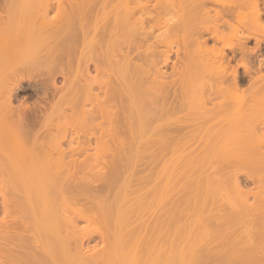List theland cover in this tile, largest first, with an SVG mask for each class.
Instances as JSON below:
<instances>
[{"label":"bare ground","instance_id":"6f19581e","mask_svg":"<svg viewBox=\"0 0 264 264\" xmlns=\"http://www.w3.org/2000/svg\"><path fill=\"white\" fill-rule=\"evenodd\" d=\"M23 1L24 2L17 3L16 6L14 4H11L10 10H9V6H8L7 11H5L6 10V8H5V10H3L5 12V14L7 13L6 17H3L5 19H2L3 15L0 16L1 17L0 22L4 23V25L0 27V135L3 136V137H0V143L1 142L4 143V144L1 143V146H0L2 148V150L0 148V151L1 152L3 151L2 152L3 154L0 152V154H2V155H0V158L3 159L4 158L3 156H5L7 154L5 152L6 151L8 152L7 148H8L9 143L6 144V142L10 141V144L13 145L15 151H18L17 153L18 154L20 153L19 155L24 157L25 160L27 161V162L24 161L21 163V166H22V164H24L21 167V170L24 169L23 170L24 173L21 172L22 175H24L26 173L25 167L27 166L26 168H28V167L30 168L31 167L30 164L34 161V162H36V165L39 166V167L37 166V168L39 170L37 168H36V170L33 168L36 171V173L38 172V174H39L38 175L35 173L36 176L38 175L37 178L38 179L41 178L40 180H38L36 178L38 183H40L41 180H42L41 183H45V184L47 183V186L49 184L51 186L52 183H54L53 185L55 186V184H56V186H55L56 189L59 187L63 188V186H60V185H62L63 183H66L70 180L69 183H71V181H73L72 183L73 184L75 183L74 184L75 186H78L76 183H79V185H80V183H82L81 185L85 184V185H83V187L81 186L82 191H81V189L77 188V190H80L81 193H84V191L86 189L89 190L88 184H90L92 182L91 179L93 178V176H95L96 178L97 177L102 178L101 180H103L104 183H107V184L114 183L115 181L117 182L119 177L121 179V177L123 175L121 174L122 176H120V173H119L120 168L118 169V164L116 162L117 160H119V158L117 157V159H116L115 155H114L115 158L112 155V157H110L111 160H108L111 162V163L110 162L107 163V165L109 163L111 164V165L109 164L110 168H109V166L106 165V167H108V168L107 169L104 168L105 170H103V169L101 170L99 168V170L95 171V170L91 169V166L94 165V163L99 161L100 151L102 150V148H103L104 152L106 153L105 149H106V147H108V145H107L108 140L104 139V140H106L105 144L107 146L106 145L103 146L101 148V150L99 149L100 150L99 152H96L95 154L90 156L89 164L91 166H90V169H87L88 174L87 175L84 174L85 176L82 174L81 177L78 176L79 179L75 180L74 175L77 172V165H78L77 158L76 157H70L68 160H66V158H65L66 152L64 149L61 148V141H62L63 137L62 136L58 137L57 135L59 132H61L64 129V125H67L66 123L69 122V120H71V119H72L71 125L74 126V125H77L84 120L92 119L94 116L93 114L96 113V112H94V110L98 111V112H104L105 111V113L110 114L115 109V108H113L114 106L113 107L110 106V105H113V104H110V103H112V101H109L110 103L108 101H106V99L108 100V96L110 97V95H112V97L113 96L119 97L118 95H121L120 97H123L122 93H125V91H126L125 94H128V96H129L128 97V96L124 95L123 98H125L124 100H126V102L130 101V102L134 103L136 100L138 101V102H136L137 106L134 105L133 103H130L131 105L132 104L133 105L129 107V104H128L129 102L127 103L128 104V106H127L128 111L126 109V112H124L125 115H127L126 113H129L128 115H131L132 114L131 112L137 113L138 112L137 110H139V112H138L139 115L143 111L145 112L149 106L147 108H145V110H142V107L144 106L143 104H145L144 102L146 100H148L150 97H152V96L149 97L147 95V93L149 95L153 93V94H155V96L157 98L162 96V94H163L162 90L163 89L161 90L162 92L160 93V90L156 91V88L159 89V87L162 86V84L164 83L163 79L161 80L160 77L158 79H156L160 83L163 82L161 85L158 84L159 83L158 81H156L154 83V84H156L158 82L157 85H159V87H156L157 85H151L153 87L152 88L150 85H148L146 83L148 81V78H149L146 76H149V74L153 73L154 70H153V72H151V73L149 72V74H146V73H148L147 72L148 67H146V65H143V63L141 64V62L138 64L137 63L132 64L131 63L132 59L128 58V54L121 57V59L118 60L117 62H116V60H112L113 59L112 56H115L117 54L115 51V48L117 47L116 45H118V47H119V44H120L119 42H118L119 44H117L114 41L112 42L113 38H111V40L109 39L112 36V35L109 36L112 33V30H113L114 35L117 33V32H114L115 29L113 27L115 25V22L118 23V28L121 29L120 31L122 33L127 32V31H132L133 29L135 30L137 27V30H139L141 32V33L137 32L138 35L144 34V35H141V37L145 36L144 38L146 39V37H148L150 35L151 29H152L150 27H149L150 29L145 28V25L147 24L145 19H147L148 17L145 18V15L139 14L134 18L133 17V14H134L133 11L135 9L134 8L132 9V7H130V6H126L125 5L126 2L124 3V1H125L124 0V1H122L124 3V5H123L124 7H122V8H124L123 11L120 12L118 10L120 12V15L118 13V15H117L118 17H117L116 21L113 20V23L111 22L113 25L112 24L109 25V23L107 22L108 21L107 16L109 15V12H106L105 10L111 9V6H108L109 7L108 8L106 5L107 0H105V1H103L102 6L104 5L103 7H105V5H106V9L103 7L101 9L102 10L105 9L104 11L106 12V14H104L105 12L100 9V11H102V12L99 11L101 14L97 11L96 12L97 14H95V16H97V18L93 19V20L97 19L99 21L102 18L103 21L102 20L101 21L103 22V24H101L102 22H100V21L97 24V21H91V19H90V22L84 21L86 23H81L80 19L84 18L85 15H90L89 13L91 11L90 10L91 7H89L88 4L90 3V5L91 4L94 5V2L97 0H80V1H77L78 3L76 5H74V9L72 8L73 11L71 13L69 12L70 14L68 12H64L65 13L64 14L62 12L63 8L59 5L56 12H59V13L62 12V16L63 15L65 16V17L63 16V19H61L59 16V13H57L60 20L56 19L58 17L57 15H56V17H55V15L54 16L48 15V13H49L48 11L50 10V0H38V1H33V0L31 1L30 0V3H29V0H26V1H28L30 6L25 5V0H23ZM83 1L88 3V4L86 3V5H88V8H86L87 7L86 5H84V6H86L85 8L82 6ZM32 2H35V3L31 4ZM122 2H121V4H122ZM74 3H76V2H74ZM112 3H114V2H112ZM218 3L223 4V5H228L229 7L230 6L241 7L240 5H246V7L249 6V7H254V8H256L259 4L258 0H232V1L220 0V1H218ZM107 4H108V2H107ZM146 4L147 3H145V2H143V3L140 2L139 6L142 8ZM181 4H184L187 6L190 5L188 10H186L187 7H184L185 11L184 10L182 11L184 14L182 17H184V16L186 17V16L190 15V11H192V13L194 12L196 14L199 13V15L201 14L200 17L203 15V13H205V14L207 13L206 15L212 17L211 18L212 22L210 23L211 25L205 26V28L203 27L204 29H200V31L203 30V31L211 32L212 37L216 40H222L225 37V35H227V33H224L221 29L218 28V25L215 24L217 21L220 20V18L223 17L225 10H224V12H222L221 10H215L213 12V14H211V12H209L208 9H205L203 11V9H201V8H203V6L205 4L203 0H180V1L178 0V2H177L178 8H179V6L182 7ZM114 5H116V4H114ZM165 5L169 8H173L176 6V1L175 0H166ZM155 6H154V8H155ZM93 7L94 6H92V8ZM115 8H116V6H115ZM137 8H139V7H137ZM3 9H4V7H3ZM175 11H176V9H175ZM202 11H203V13H201ZM228 11L230 12V10H226V13ZM66 13H68V14H66ZM142 13H144V12H142ZM251 13H252L251 17H253V21H255L256 23H259V11L257 9H255ZM98 14L101 15L99 19H98V17H99ZM102 14H103L104 18L102 17ZM113 14H111V12H110V15H113ZM91 15H92V17L94 16L92 13H91ZM114 16H113V18L115 19L116 15H114ZM235 16H236V20H238L240 22H243V20L240 19L241 16L246 18V15L241 13V11H237L235 13ZM85 17L88 18V16H85ZM149 17H150V14H149ZM78 18H80V19H78ZM128 19H130V21L133 22V25H132V23L131 24L129 23ZM149 19L151 20V18H149ZM172 19L171 18L167 19V21H168L167 22L168 27L166 28L167 33L164 36L163 35L162 36L160 35L159 37L157 36L156 40L158 42L161 38L168 41L174 37L173 36L174 34L172 35L171 32L174 31V27L175 28L178 27V24L175 20H172ZM187 19L185 20L186 22H188ZM77 20H80V21H77ZM150 20L147 19V21H150ZM152 20L154 21L153 17H152ZM224 21H226V23L229 22L226 19H224ZM56 22H58V23H56ZM77 22H79V24ZM63 23H66L67 25L68 24L69 25L67 26ZM70 23H77V25L72 26V25H70ZM128 23L130 24V26L128 25ZM144 23H146V24H144ZM151 23H153V22H150V24L148 22L149 26H152ZM173 23H174V25H173ZM14 24L15 25L17 24L16 28H18L17 29L18 32L11 33L10 31H13V30H11V27L15 26ZM62 24H63V26H62ZM20 26H21V28H20ZM115 27H117V26L115 25ZM12 29H14V28H12ZM119 29L117 30L118 31L117 35L119 34ZM168 29H170V30H168ZM195 29L196 28H186V30L184 31L183 37H182V43H180V44H183V46L186 48V54H185V57L183 59V65L181 68L182 69L181 70L182 78H183L182 79L183 90L181 91V93H183L184 97L186 96L185 99H187L188 95L190 96L191 93L196 91L195 88L198 91H201L202 93H199L198 96L192 97L191 98L192 100L189 98V99H187V102H186V100H185V102L186 103H189V102L190 103H193V102L197 103V105H192L190 103L188 104L187 109L190 111V114H192V112H194L195 110H198V112L201 113V115H203L205 120H208V119L209 120L207 121L205 126H202V128L199 126L196 128V126H195L194 128H196V129L193 128V132H192V129L190 130V133L188 132L187 137L199 135L202 133L201 137H207V139L205 138V140L201 143V148L204 151L201 154L196 153V151L200 150L197 148V146H191L193 148H190V152H191V150L194 149L193 150L194 154L191 155V157H189L190 155H188V153H186L187 154L186 163L188 164V165L187 164L186 165L187 166H199L198 169H200V171L202 173H203V171L201 170V168H202V166H204L203 165L204 161H205L204 164H211L212 161L216 160L219 163V166H218V168H215L213 170V172L209 173V171H207V172H205V174L199 173V175H200V176H198L199 178H193L192 180H189V182H191V183H198V184L195 186H186L185 188H183L184 194L182 192L181 195H185L184 197H193V195H194L195 196L194 198H204V199L215 198V197H220L221 195H225L224 198L226 197L228 200L230 199V203H229L230 204V215L228 214L225 217H224V215L219 216L222 218L214 217L213 218L214 220H212V218L211 219L210 218H204V217H202V215L201 216L198 215L199 217L196 216V217H193L192 219L191 218L187 219L185 222H183V220L179 221L178 225H180V224L181 225L183 224V226L193 225L192 227L188 226V228H187V226H186L185 229H182L184 232V233L181 232L182 234H178V233L176 234V233L171 232V235L168 238L166 235L164 237L163 233H160L158 231V230L161 231V229L157 228L158 230H155V228H153V229H150L151 232L148 233V235L146 236V234H147L146 231H149V230H147V227H146L145 231L142 229L143 228L142 223H144V220H145V218H143V216L145 217L144 213H146V210H149L148 207L152 206L151 205L152 202H150L148 200V207L146 209V204L142 203V202H145L144 201L145 199H147V198L143 199L145 192H142V190L140 191L141 187L137 186L140 193L141 192L144 193V195L139 193L140 195H142V196H140V198L143 197L142 198L143 201H141V203L136 201L138 204L140 203V205L142 204V205H144L143 207H145V209H144L141 207L142 205L140 206V208H142L141 213H142V210H145V211H143L144 212L143 214L138 212V214H141L140 218L143 215L142 218L140 219L141 220L140 226H142V227H141V229H137V230L135 229V231L132 230V227L137 225L139 220L136 219L137 222L134 223L133 220H135L134 218H136V217H134L130 213L128 214L129 211L127 209L124 210V211H126L125 213H127V215H124V213H123V215L127 216L129 220L125 219L124 216H122V217L125 220H128L129 223L131 221L132 222L131 225H133V226L131 227L127 223V225H128L127 229L129 228V226L131 227V229H129L130 231L122 229V228H126V227L121 226L124 223L122 222L123 218L122 217L120 218L121 222L119 221V223L120 224L122 223V224L121 225L119 224V225L121 227L120 229L123 231L121 232V230H120L119 234L115 233V235H117V237L114 235V237L116 239H113L114 237L113 238L109 237V238L113 239V243L111 245L114 244V246H112V249H110V250L113 251L114 247L115 246L117 247V248L116 247L115 248L117 249L118 255L115 252L116 251L115 249H114V254H113V255H116L115 256L116 260L119 258L122 259L121 258V257H123L121 255L122 252H124L125 250H128V251H126V253L129 256L125 252L123 253V255L124 254H125V256L127 255V257L130 258L129 260H131V261H129L128 258L124 257L123 261H126V259L129 261V262H127V264H165L166 262L168 263L170 258H172V260L170 259L171 260L170 262H172V263L175 262V264H264V172L261 170L248 171L247 169H245L248 166L250 168L255 167V166H260V167L264 166V106H254V105L248 104V102L264 103V91L260 97L255 98L253 100L248 99V95L245 92L239 91L237 89L238 83L236 80V74H234L233 79L230 80V77H229L230 73L228 71V63L224 59V52H219L217 49H215V47L208 49V47H206L205 39L201 40L200 37L195 36V34L196 35L200 34L199 33L200 31H198L196 33ZM232 30L234 32V35H236L238 33L237 28L234 27ZM109 31L111 32L110 34L108 33ZM193 32H195V33H193ZM107 34H109V35H107ZM106 35L109 37L108 40H110L111 42L108 41L109 43H103L104 42L103 39H105V42H106V39H107ZM117 35H115V37ZM130 36L131 35H129V37ZM80 37L87 39V40L80 43L82 41L81 40V41H79V44H78V42L76 40H77V38L79 40ZM49 39H52L55 41H51ZM67 39H69L70 41ZM114 39H117V38H114ZM101 40H103V41H101ZM146 40H148V39H146ZM135 41H137V40H135ZM131 44H132V42L130 43V45ZM138 44L139 43H137L135 46L137 47V50H141L139 48L140 46ZM141 44H142V42H141ZM168 44L170 45V44H172V42H169ZM79 45L81 46V48L84 49V50L81 49L83 51L82 53L80 51L81 56L79 55V57H75V55H74V58H73V56H71V58L64 59L63 56L70 55V53L74 54L73 50L75 48L78 49ZM106 45L109 47V49H108V47L106 48V50L104 49L105 52L102 50V54H98V55L99 56L103 55V56H101L100 58L97 57V54L95 53L97 51L94 52L95 48H96V50L97 49L101 50L100 49L101 46L106 47ZM144 45H147V44H144ZM130 47H132V46H130ZM86 48L88 49V51H85ZM145 48H146V46H145ZM153 48H154V46H153ZM153 48L151 45L150 50H152L151 51L152 54L154 52ZM76 49H75V51H76ZM128 49H129V47H128ZM128 49H126V50H128ZM189 49H191V50H189ZM107 50H108V52H106ZM129 51L130 50H128V52ZM93 52H94V55H93ZM103 52H104V54H103ZM145 52H148V51L146 50ZM144 54H145V57L148 55L146 53H144ZM176 55H178V54L176 53ZM26 56H29V57H26ZM152 56H154V55H152ZM147 57L145 59H148ZM166 59L168 60V58H166ZM166 59L164 58V61ZM151 61H154V59L152 60V57H151ZM64 63L67 64V66L70 68L69 70L66 66L65 67L67 68V70L63 69L64 66H61L62 68L60 67L59 70L56 69L57 71L54 70L55 67H57L58 65H63ZM90 63H93L94 68L97 71V73L94 75L90 74L91 73L89 71ZM131 65H132V68L130 67ZM126 66H128L129 72L127 71ZM129 67L131 70L129 69ZM116 68L121 70L122 72L119 71L120 74H117V75H120V78H119V76L118 77L114 76L116 82H115V84L113 83L114 84L113 85V84H111L112 83L111 77H109V76L104 77L103 72H105V69L117 70ZM122 68H123V70H122ZM149 70L150 69H148V71ZM59 71L62 74L63 73L68 74V75L66 74L67 77L65 76L66 80L68 81V83H67V90L68 91H66L68 93V95L66 94V92L64 94L67 95V97L62 95L64 97H66V101L63 100V99H65L64 97H61L62 100L59 97V99L62 102H60L59 99H57V101H55V103L52 102L53 105L51 106V109L49 110L48 114H46L47 116L44 119H41V121L39 119V121H38V118H40V116L39 117L35 116L37 119L34 117L39 122V126H38L39 128L38 129H32L31 126L33 124H30L27 122L28 121L27 120L28 115H30V113H31V111L28 112L30 110L31 106L29 107V110H28V108H25V105L23 107L19 106L18 104H17L18 106L17 105L14 106L15 104H13V102H12L15 89H17L16 86L22 80L23 81L28 80L31 82H32V80L37 81L40 76L38 77V75L36 76V74H39L40 72L49 73L50 74V75L48 74L49 77L53 78L56 75L55 73L58 74ZM141 72L144 73V75L146 74L145 80H143L144 75ZM51 73H54L55 75L54 74L51 75ZM158 73H160V72H158ZM141 74L143 75V77ZM46 75H44L45 79L47 78ZM161 75L164 76V73L162 72ZM161 75H157V76H161ZM42 76H41V78H42ZM140 76H141V78H140ZM152 76H150V78H149V80L151 79V81H152V78H151ZM157 76L154 74L153 81ZM211 76H213V77H211ZM35 77L37 80L35 79ZM208 77H210V78H208ZM116 78H119L120 81ZM261 80H262V86H264V76L261 77ZM42 81H43V79H42ZM44 81H46V80H44ZM148 83H149V81H148ZM151 83H153V82H151ZM151 83H149V84H151ZM94 84H97V86H99V87L101 86V89L104 88V90L102 89L103 92L99 88L98 92L100 93V91H101L102 92L101 94H99L98 92H95L97 90H94ZM204 86L205 87L206 86H213L215 89L212 90L211 92L207 91L206 93H204V91H203ZM154 87H156L155 90H154ZM62 92H64V90ZM149 92H151V93H149ZM157 92H159V93H157ZM224 92L226 94H228V96L227 95L226 96L230 99V101H229V99H227L230 102V106L229 105L227 106L224 102H219V104L224 103V105L226 107L223 104L216 105V101L213 103L211 102L210 107L207 106L208 102L211 101L212 99H214L215 96L220 95ZM109 93H110V95H109ZM142 96H144V97L147 96L149 98L145 99L146 97L145 98L143 97L144 98L143 99ZM135 97L137 99L135 101H133ZM123 98H122V100H123ZM110 99H111V97H110ZM143 100H145V101L142 102ZM89 102L92 104L91 108L86 107V103L89 104ZM106 102H107V104H106ZM120 102H121V100H120ZM63 103H65L68 106H66ZM140 103L143 106L138 105ZM148 103L146 105H148ZM217 104H218V102H217ZM64 105L67 107V109L70 108V109H68L69 112H68V110L65 109L66 107H64ZM221 105H223V106H221ZM138 106H139V108H137ZM134 107L137 108V110ZM222 107H223V109H222ZM64 109L67 112L64 111ZM120 109L122 110V108H120ZM133 109L136 112L133 111ZM163 109H164V106L158 107V112L156 111V114L154 113V111L152 113L149 111L152 115L151 118H154L156 115L158 117L159 114H163V113L159 112V111H163ZM124 110H122V111H124ZM223 110L225 112H223ZM146 112H148V109ZM146 112L144 113V115L141 114L142 116H139L137 114H136L137 116L136 115L134 116L133 115L134 113L132 114L134 118L132 116H130L131 119L132 118L134 120L136 119V121L142 120L140 122L141 124L139 123V121L138 122L133 121L134 124L133 123L131 124V122L128 123L127 121H125L128 123V124L126 123V125L131 124L130 125L131 127H130V126H124V123H123L124 129L128 130V128H129V130L132 132V134H129L130 136L128 134H126L127 136L130 137V140H131V137H132V140H133V138L137 139V137H133V136H138L139 133L141 134L142 122L145 121V117H146L145 115H149ZM109 117L111 118L110 115H109ZM142 117H144L143 118L144 120L142 119ZM160 117H161V115H160ZM162 118H163V116H162ZM212 118H214V120ZM147 119H149V118L147 117ZM155 119H157V118L155 117ZM177 119H178L177 116H175V118H174L175 121L170 118V122H172V124L170 123L171 126L173 124H176V121L180 120V119H178V120ZM158 120H159V118L157 119V121L155 120L156 125H155V127L153 126L154 127V129H153L154 131L152 130L153 133H155V131L157 129H158L157 132H159V129L160 128L162 129V126L165 124L164 121H166L167 119L164 121L162 119H160L163 121V123H164L163 125L161 123L162 121H158ZM91 122H93V120ZM54 123H56L57 132L53 133L52 136H50V137H44V134L42 133V131H44L43 128L49 127ZM135 123H138L139 127H138V125H135ZM168 123L166 121L165 125H167ZM179 123H181V121H179L176 124L177 129H178ZM114 124L115 123H112V121H111L107 127L103 128V131L100 132V136H98V137H104L106 135H109L110 138H113V137L117 138V137L121 136L123 132L120 135V133H118L116 131L115 125H117V124H115V125ZM197 124H199V123H197ZM98 125H99V123H98ZM120 125H122V123ZM120 125H119V127L123 131L124 130V129H122L123 126H120ZM132 125L134 128L132 127ZM144 125L146 126V123ZM150 125L152 126V124H150V122H149V124L146 127H148ZM179 125H181V124H179ZM135 126L137 128H135ZM173 126L176 129V126L175 125H173ZM125 127H127V128H125ZM146 127H143V130H146ZM167 127H168V125H167ZM131 128L133 129V131ZM139 129H141V131ZM147 129H148L147 132L143 131L142 133L144 135L146 133H149L151 136H149V134H147V135L149 137H152L151 140H153V138L155 139V137H157V135L153 137V135L151 134L152 132L151 133L149 132L150 129L149 128H147ZM161 129H160V131L164 130L165 127H164V129H162V130ZM177 129H176V132H178ZM125 130H124V134H123L124 136H125V132L127 131V130L126 131ZM195 130H197L198 134H196L197 132H195ZM135 131H137L138 134H136ZM131 132L128 131V133H131ZM199 132H201V133H199ZM163 133L165 134V132H163ZM140 134H139L138 138L140 137ZM160 134H161V132H160ZM123 135L121 136V138L124 137ZM147 135H146V137L149 139V137ZM161 135H158V137H160ZM74 136H76L78 138L79 134L76 133ZM93 136H95V135H93ZM109 136H107V137H109ZM163 136L164 135H162V137ZM162 137H161V139H162ZM1 138H2V140L3 139L4 140L2 141ZM128 138H127V140H128ZM147 138L143 137V139L146 141H147ZM164 138L165 137H163V140L167 141V139L166 138L164 139ZM119 139H120V137H119ZM104 140H103V142H104ZM130 140H128V141H130ZM163 140H160V143ZM125 141L126 140L121 141L122 143L120 146H121L122 152L124 151V149H123L124 147L122 148V144ZM134 141L136 142V140H134ZM156 141H155V144H156ZM168 141H169V139H168ZM177 141H179V140H177ZM76 142L79 143L80 141H78V139H76ZM109 142H110V140H109ZM130 142H125L124 144L127 145V143H130ZM141 142H142V140H141ZM145 142H143L141 144L144 145ZM163 142H165V141H163ZM113 143L116 144L115 142H113ZM117 143H120V142H117ZM134 143H133V145H134ZM149 143H151V142H149ZM175 143L172 145L173 147L170 148L171 150L173 149L172 155L170 154V157H172V158L169 159L171 161L169 162V160H168L166 163V159H164L165 162H163V163L167 164L166 166L168 168L170 167L169 171L171 173L167 172L168 169H166V171H164V169L161 168V170L164 172V174L159 173L160 175H163V176H161L162 180L160 179V177H158V178L162 182L164 179L162 177H164L165 174H167V177L165 176L167 180H170V178H171V180H172V178L174 180L175 176L178 175L176 173V171L178 170L177 172L181 173V171H179L180 168L175 169L172 172V170L174 168V164L176 165V163H177V161H176V163H174L175 159L178 160L177 158H179V156H180L179 153L182 155V151L184 150L183 148H180V149H182V151L180 152L179 146L181 147V145H177L178 142L176 144ZM179 143H180V141H179ZM138 144L141 145L140 143H138ZM145 144H147V143H145ZM203 144H204V148L202 147ZM109 145H110V143H109ZM126 145H124V146H126ZM137 145L135 144V148L138 151H141L143 149V147H144V149H143V151H141V153L145 151L146 146L141 145L143 147L139 148ZM168 145H169V143H168ZM4 146H6L7 148ZM115 147H117V150L120 149V148L118 149L119 146L115 145ZM137 147L141 150H139ZM132 148H133V146H132ZM150 148L152 150L153 146ZM147 149H148V147H147ZM147 149H146V151H147ZM154 149L156 150L155 146H154ZM178 149H179V152L175 151ZM195 149H196V151H195ZM9 150H11V149H9ZM103 150H102V153H104ZM128 150H129V148L126 151H128ZM137 150L135 152L138 155L139 152H137ZM157 150L159 151V149H157ZM156 151L152 150L151 153L152 152L155 153ZM174 151H175V153L173 154ZM54 152H56V155L54 154ZM107 152H109V151L107 150ZM131 152H133V151H131ZM147 152H150V149ZM13 153H14V151H13ZM17 153H16V157H17ZM111 153L112 152H110V154ZM161 153L159 152V154H161ZM130 154L131 153L129 152V155ZM148 154H146V155H148ZM8 155L10 156L9 153H8ZM141 155H143V153ZM141 155L139 154L138 156L141 157ZM152 155H153L152 158H154V159L157 157V156L154 157V154H152ZM161 155H163V154H161ZM14 156H15V154H14ZM140 157H139V159H141ZM162 157L163 156H161L159 158V156H158V158L163 161V159H161ZM9 158L10 157H8L7 159H9ZM18 158H20V157L18 156ZM144 158H145V156H144ZM158 158H156V159H158ZM2 159H0V161H2ZM5 159L2 162H4L6 164L7 160H5ZM29 159H30V161L32 160L31 163H30V161H28ZM20 160H22V158ZM103 161H105V160H103ZM135 161H137V159ZM2 162H0V163H2ZM25 162L27 165L25 164ZM28 163H29V165H28ZM103 163H105V162H103ZM134 163H136V162H134ZM140 163H141V161H140ZM34 165L35 164L33 163L32 167ZM136 166H137V164H136ZM177 166H178V164H177ZM160 167H161V165H160ZM167 167H165V168H167ZM3 168H5V166H3ZM171 168H172V170H171ZM175 168H177V167H175ZM181 168L183 169V166H181ZM6 169L9 170V168H7V167L5 168V170ZM33 169H31V170L28 169V171L26 170L27 174H30L31 172H33ZM40 169H41V171H40ZM63 169H64L63 172H65V175H64V173H62V175L60 173V171ZM135 169H137V168H135V166H134V170ZM106 170H109V171L106 172ZM130 170H132V169H130ZM130 170L128 172H130ZM162 171H160V172H162ZM182 171H186V170H182ZM128 172H127V174H128ZM187 172L188 171L182 172V174L184 173V175H185V173H186L185 176H187ZM89 173H90V175H89ZM7 174L8 173H6V175ZM124 174H125V179L123 180L124 177L122 178L123 183L125 182V180H127L126 179V173H124ZM154 174H156V173H154ZM31 175H32L31 177L35 179L36 176L34 177V173ZM130 175H133L132 171H131V174H129V176ZM157 175H158V173H157ZM157 175H156V177H157ZM242 175H244L247 180L248 179L254 180V178H255V181H258V182L262 183L263 185H260V186L256 187L255 189H249V188L242 187L241 181H240V178ZM65 176L67 177V179ZM133 176L131 178H133ZM71 177L72 178L74 177L73 178L74 180ZM177 178H176V180L179 179V178L178 179ZM28 180L26 179V181H28ZM171 180L167 181V182H171ZM37 181H36V183H37ZM155 181L157 183L161 182L159 180H158L159 181L158 182L156 179H155ZM34 182H35V180H34ZM41 183H40V185H41ZM123 183L121 182L122 185H124ZM45 184H43V185H45ZM121 184L119 183V185H121ZM57 185H59V186L57 187ZM3 186L5 187V185H3ZM3 186L0 185V196L2 198V211H3V216L0 217V225L6 226V227L9 225L11 227L12 225L10 223L12 221L11 220L12 215L10 214V210H12V211L15 210V212L17 213V211H16V209H17L16 205L17 204H15V201H12L13 198L10 197V195H9V193L11 194V191L10 192L7 191V187L5 190V188ZM36 186H37V184H36ZM47 186H46V188H48ZM128 186H130V184ZM132 186L134 187V185H132ZM2 187L4 189H1ZM55 187H54V189H55ZM171 187L172 186H170V188ZM44 188H45V186H44ZM50 188H53V187H50ZM128 188H131V187H128ZM149 188L147 187L146 189H149ZM175 188H177V187H175ZM121 189H122V187H121ZM135 190H136V188H135ZM150 190H152V189L150 188ZM126 191H124L123 193H126ZM144 191H145V189H144ZM146 191L149 192L148 190H146ZM171 191H174L173 188L171 189ZM191 191H192V193H191ZM7 192H9V193H7ZM86 192H87V190H86ZM137 192L138 191H136V193ZM168 192H170V190ZM16 193H17V191H16ZM90 194H92V192H90ZM128 194H129V192H128ZM128 194H127V196H129ZM139 194L137 193V195L136 194H134V195L139 196ZM169 194H171V192ZM13 195H14V193H13ZM17 195H18V193H17ZM83 195H86V193H84ZM172 195L173 194H171V196ZM72 196L73 195H71L70 197H72ZM78 196L79 195H77V197ZM88 196H89V194L86 197H88ZM131 196H133V194ZM158 197H156V199ZM162 197L163 196L161 195L160 198H162ZM20 198H22V197H20ZM123 198H124V196H123ZM134 198H136V197H134ZM140 198H139V201H140ZM160 198H158V200H157L158 203H160L159 202ZM58 199H59V197H58ZM69 200H70V198H69ZM137 200H138V197H137ZM23 201H24V197H23ZM26 201H27V199H26ZM57 201H59V200H57ZM27 203L29 204V202H27ZM133 203H131V204H133ZM54 204H56V201L54 202ZM149 204H150V206H149ZM200 204H202L203 206L210 205L208 203H200ZM153 205H154V203H153ZM17 206H21V205L18 204ZM134 206H135V204H134ZM62 207L64 208V205ZM127 207H128V205H127ZM137 207H139V205ZM125 208H126V206H125ZM22 209H24V208H22ZM75 209L76 208H74V210ZM107 209L109 210V208H107ZM120 209H121V207H120ZM128 209L130 210L131 208L129 207ZM136 209L133 208L132 210L135 211ZM132 210H130V212L134 213ZM25 211L27 212V210H25ZM75 211H74V213L76 215L74 214V217L75 218H76V216L80 217L81 216L80 214H82V211L81 210L79 211V209L78 210L76 209ZM111 211H114V210L112 209ZM111 211H110V214H111ZM138 211H140V210L138 209ZM149 211H151V210H149ZM135 212H137V211H135ZM20 213H22V212L20 211L18 214H20ZM64 213H66V212H64ZM78 213H80V214L78 215ZM114 213L112 212V214H114ZM121 213H122V211H121ZM148 213H146V215ZM9 214L11 216L10 219L8 216ZM65 215L66 214H64V219H66V217H68V215L66 217H65ZM24 216H25V214H24ZM70 216L72 217L71 218L72 222L70 221L69 218L68 219L72 223L71 225L78 227V226H76L77 224L75 223L76 219H73L74 217L72 215H70ZM90 216H91L90 213L88 216L83 213L84 219L86 217V219L92 220V217H90ZM113 216L115 217L116 214ZM131 216H133V217H131ZM135 216H136V214H135ZM15 217L13 216L12 219H16ZM83 217L81 216L82 219H83ZM101 217H103V216H101ZM101 217L99 219L102 220ZM129 217H131L133 220H131V218H129ZM137 217H139V215H137ZM25 218H26V216H25ZM107 218H108V216H107ZM116 218H115V220H117ZM111 219H112V216H111ZM111 219H109V220H111ZM146 219H148V218H146ZM13 221H12V223H15ZM97 221L98 220L96 219L95 223ZM109 222H108V224H109ZM16 223H20V220L16 221ZM16 223H15V226L13 225L14 227L12 226L13 228H15V227L17 228V226L19 225L18 224L16 226ZM22 223L23 222L21 220V224ZM89 223H91V221ZM102 223H103V221H102ZM102 223H99V221H98L96 224L100 225ZM111 223H112V220H111ZM139 223H140V221H139ZM174 223H177V222L175 221ZM213 223L215 224V226H218L216 231H219L221 233L215 234V233L207 232V231H209L208 226H210ZM21 224L18 227L22 228L23 225L21 226ZM96 224L95 225L91 224L92 226L88 225L90 228L89 227L85 228L86 230L88 229L86 231L87 233L85 232V234L88 235V234H91V232L93 234L94 231L95 232L97 231V233H98V231H100L99 234H102V237H104V238L107 237L105 235L106 233L105 232L102 233L101 232L102 230H100L101 228L98 229L99 225L97 227ZM103 224L106 226L105 223H103ZM103 224H102V226H103ZM125 224H126V222H125ZM147 224H146V226H147ZM228 224H230V234H228L227 232L222 233V230L224 231V230L229 229L226 227ZM3 226H1V227L3 228ZM105 226H103V228H105ZM116 226H117V228H119L118 225H116ZM24 227L27 228L28 226L27 227L23 226V228ZM75 227H74V229H76ZM137 227H139V226L137 225ZM234 227H241L242 230H241V228H240V230L242 231V233L237 234V235L234 234L233 233V231H235V229H233ZM23 228H22V231L25 229V228L24 229ZM27 229H29V228H27ZM71 229H72V231H70V232H71L72 236L70 235L71 236L70 238H71V240L74 241V243H72V245L74 244L73 246H75V247L72 248V245H71V247H68L67 250H65L64 252L62 249L56 250L58 247L60 248V246L62 245V243L60 242L61 245L58 246L55 249L56 251L54 252L55 257H58L57 255H59V257H60L57 259L61 260V257L65 258L67 260L72 259L70 261V264H71V262L75 263L74 259L78 260L77 261L78 264L80 262L82 263L83 261H84L83 264L84 263L90 264L91 262H93V264H95L97 259L102 260L105 256H106L105 259L108 258L107 257L108 256L107 255L108 254L107 249H109V247L104 248L105 250H102L99 254H92V256H90V257H85L84 256V252H85L84 250L85 249L82 248V244H81V241H82L81 235L82 234H80L78 229H77V231L79 233L76 230H74L73 228H71ZM171 229L173 230V228H170V230ZM2 230L3 229L0 228V232ZM26 230H24V231H26ZM124 231L130 232L128 234V236L127 235L125 236ZM177 231H178V229H177ZM16 232H18V230H16ZM116 232H119V231H116ZM108 233H107V235H108ZM121 233L122 234L124 233V236L127 238H125ZM17 234L18 233H16V235ZM172 234H175V235H172ZM28 235H30V234H28ZM162 235H163V237H162ZM18 236L21 237L20 235H18ZM84 236H86V235H84ZM111 236H113V234H111ZM23 237H24V235H23ZM72 237H73V239H72ZM67 239H68V237H67ZM27 240H29V239H27ZM60 240H61V238H60ZM65 240H63V241L65 242ZM102 240H104L103 243H105V239L102 238ZM23 241H24V239H23ZM111 241H109V242H111ZM25 242H26V240H25ZM29 242H30V240H29ZM64 242H63V244H64ZM214 242H215V244H213ZM68 244H70V242H68ZM68 244L66 246L62 245L61 248L67 247ZM28 245H25V246L28 247ZM214 245H215V247H214ZM217 245L219 246V248ZM216 247L218 249H216ZM129 248H130V250H129ZM61 250H62V253H64V254L61 253ZM57 251H59L58 252L59 254L57 253ZM118 251H120V252H118ZM128 252H130V253H128ZM65 255L67 256V258L65 257ZM26 256H24V257H26ZM68 256L71 259H68ZM117 256L118 257L120 256V257L118 258ZM110 259H112L111 256H110ZM66 261H64V259H63V262H65L64 264H68L69 261H67V262ZM109 262H110V260H109ZM117 262H118L117 264H126V262L124 263V262H122V260L121 261L119 260ZM170 262H169V264H170ZM75 264H77V263H75ZM96 264H99V261ZM107 264H108V262H107Z\"/></svg>","mask_w":264,"mask_h":264},{"label":"rangeland","instance_id":"374dc122","mask_svg":"<svg viewBox=\"0 0 264 264\" xmlns=\"http://www.w3.org/2000/svg\"><path fill=\"white\" fill-rule=\"evenodd\" d=\"M32 1V0H31ZM33 1H38V0H33ZM77 1H80V0H50V10L48 11L49 13H48V15H52V16H54L55 15V17H56V15H57V13H59V12H56L57 11V8H58V6L60 5L63 9H62V12L64 13V12H72L73 11V9H74V5H76L78 2ZM103 1H105V0H97V1H95L94 2V5L93 4H91L90 5V3L88 4L87 2H85V1H83V3H82V6L85 8L86 6V8H88V5H89V7H91L90 8V15H85V16H88V18H86L85 16H84V18H82V19H80V18H78V19H80L81 20V23H86V22H90V19H91V21H97V24H98V22L100 21V22H102L103 20H102V18L98 21L97 19L96 20H93V19H95V18H97V16H95V14H97L96 12L98 11H100V9L104 6H102V4H103ZM122 1H124V0H107V2H108V4H107V2H106V5H107V7L108 6H111V9H106V5H105V7H103V8H105L104 10L106 11V12H109V15L107 16V18H108V23H109V25L110 24H112L113 23V20H115L116 21V19H117V15H118V13H119V15H120V12H122L123 11V9L124 8H122V7H124L123 5H124V3H125V5L126 6H130V7H132V9L134 8L135 10L133 11V17L135 18L137 15H139V14H143V15H145V18L146 17H148L147 19L148 20H150L149 18H151V20L150 21H147V19H145L146 20V23H144V24H146L145 25V28L146 29H150V28H152L151 29V32H150V35L148 36V37H146V39H148V40H146L143 36V38L141 37V35H144V34H140V35H138V33H141L139 30H137V27H136V29L134 30H132V31H127V32H121L120 30L121 29H119L118 28V23L117 22H115V25L117 26V27H115V25L113 26L114 27V32H117L118 33V29H119V34L117 35V33L115 34V35H117L116 37H115V35H114V33H113V30H112V33L109 31L108 33L110 34H107V35H109V36H111L110 38L106 35V42H105V39H103L104 40V42L103 43H109V42H111L110 40H111V38H113L112 39V42L114 41V42H116L117 44H119V47H118V45H116L117 47V49L115 48V51H116V55L115 56H112L113 57V59L112 60H116V62L118 61V60H120L121 59V57H123L124 55H127L128 54V58H130V59H132L131 60V63L132 64H138V63H140L141 62V64L143 63V65H146V67H148V69H150L149 71H148V69H147V72L148 73H146V74H149V72L151 73V72H153V70H154V74L157 76V75H161V73L163 72L164 73V76L163 75H161V76H157L155 79H154V81H153V78H154V74L153 73H151V74H149V76H146V77H149L150 78V76H152L151 78H152V81H151V79L149 80V78H148V81H149V83H151V82H153V83H151V84H149L148 83V81L146 82L148 85H157V83L159 82L158 80H156V79H158L159 77H160V79L162 80L163 79V81H164V85L162 84V83H158V84H162V86L161 87H159V85H157L156 87H159V89H157L156 87H154V90H155V88H156V91L157 90H160V93L162 92L163 94H162V96L161 97H159V98H157L156 96H155V94H148L147 93V95L150 97V96H152V97H147V96H142V98L144 97L145 99H147V98H149L148 100H143L142 102H144L145 104H143V105H141V103L140 104H138V105H141V106H143L142 107V110H145V108H147L148 106V112H146L147 111V109H146V113H148L149 115H145L144 117H145V121H143L142 122V127H141V129H142V132L143 131H145V132H147L148 131V129L147 128H149L150 130H149V132L151 133L152 132V130L154 129V127H155V120L157 121V119L159 118V120L158 121H164V120H166L167 121V125H168V127H167V125H165L166 124V121H164V123H163V121L161 122L162 123V125L165 127V129H164V127L162 126V129H164V130H162L161 128V130L162 131H160V129H159V132H157L158 131V129L155 131V133H151L152 135H153V137L154 136H156L157 135V137H155V139L153 138V140H151L152 139V137H149V136H151L149 133H146L145 135L141 132V134H140V139L138 138V136H139V134H138V132L137 131H135L136 132V134H138V136H133V137H137V139H135V138H133V140H132V137H131V140H130V135L129 134H132V132L129 130V128H128V130L126 131L125 129H124V126H130L132 123H133V121L134 122H138L139 120H137L136 121V119L134 120L133 118V115L135 116L136 114L137 115H139L138 114V112H139V110H137V108H139V106L137 107V108H135L138 112L137 113H134V112H131L130 114L131 115H128L129 113H126L127 115H125L124 114V112H126V109H127V111H128V108H127V106H128V104H129V107L130 106H132L133 104L134 105H136L137 103L136 102H138L136 99V97L134 98V100L133 101H135L134 103L133 102H130V101H128V102H126V100H124L125 98H123L124 97V95H126V96H128V94H125L126 93V91H125V93H122V95H123V97H120L121 95H118L119 97H117V96H113L112 97V95H110V93H109V95H110V97H111V99H110V97L108 96V100L106 99V101H112V103H110V104H113V105H110L109 103V105L111 106V107H113V108H115L110 114H107V113H105V111L104 112H98V111H95L94 110V112H96V113H94L93 115V118L92 119H88V120H84V121H82V122H80L79 124H77V125H71V121H72V119L71 120H69V122H67L66 124L67 125H64V129L61 131V132H59L58 133V137H63V139H62V141H61V148L62 149H64L65 150V152H66V155H65V158H66V160H68L70 157H76L77 158V161H78V165H77V172H76V174L74 175L75 176V180L76 179H79L78 178V176L79 177H81L82 176V174L84 175H87L88 174V170L87 169H90V164H89V161H90V156H92L93 154H95L96 152H99L100 150H101V148L103 147V146H105L106 144H105V142H106V140H108L107 142H108V147L110 148H108V147H106V153L104 152V150H103V148H102V150H103V152L104 153H102V150L100 151V156H99V161L98 162H96V163H94V165H92L91 166V169L92 170H99V168L102 170H105V169H107L108 167H106V165H107V163L108 162H110V161H108V160H111V158L110 157H112V155H113V157H114V155L116 156V159H117V157L119 158V160H117L116 162H117V164H118V169L120 168V176H122L121 177V179H120V177H119V179H118V181L116 182H114V183H109V184H107V183H104V181L103 180H101L102 178H96L95 176H93V178L91 179L92 180V182L90 183V184H88V186H89V190L88 189H86L87 190V192H86V190L84 191V193H86V195H83L84 193H81V191H82V187H83V185H85V184H83V185H81L82 183H80V185H79V183H76L78 186H75L72 182L73 181H71V183H69L70 182V180L68 181V182H66V183H63L62 185H60V186H63V188L62 187H59V188H57L56 189V184H55V186L53 185L54 183H52V185L50 186V184L47 186V183L45 184V183H41V181H40V183H41V185H40V183H38V181L36 180V178L38 177V172L36 173V168H37V166L38 165H36V162H32L31 163V161H30V159L28 160V161H30V165H31V167H32V165H33V163L35 164L32 168L30 167H28V168H26L25 166V174L24 175H22V173H24V169H22L21 170V167L24 165V164H22V166H21V163L22 162H24V161H26L25 160V158L24 157H22V156H20L17 152L18 151H15V149H14V147H13V145H11L10 144V141L9 142H6V144L7 143H9V145H8V148L6 147V146H4V147H6L7 149H8V152L6 151L5 153H7L5 156H3L4 158L2 159V158H0V159H2V161H4V159L5 160H7V163L5 164L4 162H2V161H0V162H2V163H0V185L1 186H3V185H5V190H6V187H7V191H11V194L9 193V192H7V193H9V195H10V197H12L11 199H12V201H15V204H19V205H21V206H17L16 205V207H17V209H16V211H17V213L15 212V210H10V214L12 215V217L14 216H16L15 218L16 219H12V217L10 216V214L8 215L9 216V219H10V217H11V220L13 221V222H15L16 223V221H18V220H20V223H16V226L18 225V226H20V224H21V220H22V224H21V226L23 225V226H28L27 228H29V229H27V228H23V226H22V228L24 229V230H26V231H22V228H20V227H18L17 226V228L15 227V228H13L14 226H15V223H12V221H11V225L13 226H3V225H0V228L1 229H3L1 232H0V264H64L65 262H63V259H64V261H66L67 259H65V258H62L61 257V260L60 259H57V258H60L59 257V255H57L58 257H55V255H54V252L56 251V250H60V249H62L63 250V252L65 251V250H67V248L68 247H71V245H72V243H74V241L73 240H71V232L70 231H72V229L71 228H73L74 229V225H71L72 223V220H71V216L70 215H72L73 217H74V211L77 209H79V211L81 210L82 211V214H80V213H78V215L80 214L82 217H83V213L84 214H86L87 216L89 215V213H90V217H92V220L94 221H92V220H88V219H86V217H85V219H84V217H83V219L81 218V216L79 217V216H76V218L74 217L73 219H76L75 220V223L77 224H75L76 226H78V227H75L76 229H74V230H76L77 231V229H78V231L80 232V234H82L81 236V239H82V241H81V244H82V248L83 249H85L84 251V256L85 257H90V256H92V254H99L102 250H105L104 248H107V247H109V249H107L108 250V258L107 259H105V257L101 260H99V259H97V261H96V263H98V261H99V264H107V262H108V264L110 263V264H117L118 262L117 261H121L122 260V262H126V264H127V262H129V261H131V260H129L130 258L129 257H127V253H126V251H128V250H125L124 252L127 254L126 256H125V254L123 255V253L124 252H122V256L123 257H121L122 259H120L118 256V258L119 259H117L116 260V258H115V256L116 255H113L114 254V249L116 250L115 252L117 253V247L115 248L114 247V249H113V251H111L110 249H112V246H114V244L113 245H111L112 243H113V239H116L115 237H114V235H115V233H120V225L122 224H120L119 223V221H120V218L122 217V216H124V215H127V213H125L126 211H124V210H128L129 212H128V214L130 213V214H132L134 217H136V218H134L135 220H133L131 217H133V216H131V217H129V218H131V220H133L134 221V223L135 222H137L136 221V219L137 220H139L140 221V223H139V221H138V226L139 227H137V225H135L134 227H132L133 225H131L132 224V222L130 221V223H129V219H128V217L127 216H124L125 217V219H128V220H125L123 217V220H122V222L125 224V222H126V226L124 225V224H122L121 226H123V227H126V228H122V229H125V230H128V231H130L129 229H131V227H132V230H134L135 231V229L137 230V229H141V227L142 226H140L141 225V218H142V216H141V218H140V215L141 214H143L144 212L143 211H145V210H142V213H141V209L142 208H144L145 209V207H143L144 205H140V203H141V201H143V199H145V198H147V199H145L144 201L145 202H142L143 204L145 203L146 204V209H147V207H148V200L150 201V202H152L151 203V205L152 206H150V204H149V206L150 207H148V209L149 210H151V211H149V210H146V213H148L147 215H146V213H144V215H145V217L143 216V218H145V220H144V223H142V225H143V230L145 231V229H146V227H147V230H149V231H146L147 232V234H146V236L148 235V233H150L151 232V230L150 229H153V228H155V230H158V229H161V231L160 230H158L160 233H163V235H164V237H165V235L169 238L170 237V235H171V232H173V233H178V234H182L181 232H183V230L182 229H185L186 228V226H187V228H188V226L189 227H192L193 225H186V226H183V224L181 225H178L179 224V221H182L183 220V222H185L187 219H192L193 217H199V216H201L202 215V217H204V218H212V220H214L213 218L214 217H219V216H222V215H224V217L225 216H227L228 214L230 215V199L228 200L226 197L224 198V196L225 195H221L220 197H215V198H206V199H204V198H194L195 196L193 195V197H184L185 195H181V193L183 192V194H184V190H183V188H185L186 186H195V185H197L198 183H191V182H189V180H192L193 178H199L198 176H200L199 175V173H201V174H205V172H207V171H209V173L210 172H213V170L215 169V168H218V166H219V163L215 160V161H212V163L211 164H204L205 163V161H204V163H203V165L204 166H202V168H201V170L203 171V173L200 171V169H198V167L199 166H187L188 164L186 163V159H187V154L186 153H188V155H190L189 157H191V155H193L194 154V149L193 150H191V152H190V148H193V147H191V146H197V148L198 149H200V150H198V151H196V149H195V151H196V153L197 154H201V153H203L204 151H203V149L201 148V143L205 140V138L207 139V137H201V132H199V133H201V134H199V135H195V136H191V137H187L188 136V132L190 133V130L192 129V132H193V128L196 126V128L199 126V127H201L202 128V126H205V124L207 123V121L209 120H205L204 119V117H203V115H201V113H199L198 112V110H195L194 112H192V114H190V111L187 109L188 108V104L190 103H186L187 102V99H191L192 97H194V96H198V94L200 93V91H198L196 88H195V90L196 91H194L193 93H191V95L189 96L188 95V98L187 99H185L186 98V96L184 97V95H183V93H181V91L183 90V81H182V72H181V68H182V65H183V58H184V50H183V44H180V43H182V37H183V34H184V31L186 30V28H196L195 30H196V33L198 32V31H200V29H204L205 28V26H209L210 25V23L212 22V17L211 16H208V15H206L205 13H203V11L205 10V9H208L209 10V12H211V14H213V12H214V9H217V10H220V9H222V11L224 12V10H225V13H224V15H223V19H231L232 18V16H231V13L229 12H227L226 13V10H229V6L228 5H223V4H220V3H218V1H220V0H203L204 1V6H203V8H201V9H203V11L201 12V13H203V15L200 17V15H199V13L198 14H196V13H192V11H190V15H188V16H184V17H182L184 14H183V10L185 11V8L184 7H187V9L186 10H188V8H189V6L190 5H184V4H181V6L182 7H180L179 6V8H178V6H177V2H178V0H175L176 1V6L175 7H173V8H169V7H167L166 5H165V2H166V0H125L124 1V3L122 2ZM128 1V2H127ZM180 1V0H179ZM228 1H232V0H228ZM21 2H24L23 0L21 1V0H0V16L1 15H3L2 16V19H5V18H3V17H6V14H5V12L3 11V10H5V8H6V10L5 11H7V9H8V6H9V10H10V7H11V4H14L15 6L17 5V3H21ZM27 2V3H26ZM74 2H76V3H74ZM112 2H114V3H112ZM121 2H122V4H121ZM140 2H145V3H147L146 5H144L142 8L139 6V3ZM29 3H30V0H29ZM29 3H28V1H26L25 0V5H29ZM33 3H35V2H32L31 4H33ZM85 3V4H84ZM86 3L88 4V5H86ZM263 3H264V0H260V5H263ZM99 4V5H98ZM114 4H116V5H114ZM121 6H120V5ZM84 5H86V6H84ZM119 5V6H118ZM156 5V6H155ZM30 6V5H29ZM92 6H94L93 8H92ZM115 6H116V8H115ZM118 6V7H117ZM139 7V8H137V7ZM154 6H155V8H154ZM192 6V5H191ZM241 7H239L240 9H242V10H246V5H240ZM3 7H4V9H3ZM136 7V8H135ZM177 7V8H176ZM223 7H225V9H223ZM73 8V9H72ZM109 8V7H108ZM118 8V9H117ZM157 8V9H156ZM238 7H230V9H237ZM175 9H176V11H175ZM179 9V10H178ZM102 10V9H101ZM104 10H102V11H104ZM108 10V11H107ZM116 10V11H115ZM120 12H119V11ZM2 11V12H1ZM102 11H100V12H102ZM104 11V12H105ZM115 13H114V12ZM118 11V12H117ZM62 12L61 13H59V16H60V18L61 19H63V16H62ZM99 12V13H100ZM103 12V13H104ZM106 12L104 13V14H106ZM110 12H111V14H113V15H110ZM142 12H144V13H142ZM181 12V13H180ZM3 13V14H2ZM68 13H66V14H68ZM69 13V14H70ZM91 13L94 15L93 17H92V15H91ZM147 13V14H146ZM65 14V13H64ZM101 14V13H100ZM149 14H150V17H149ZM5 15V16H4ZM99 15V14H98ZM114 15H116V18L114 19L113 18V16ZM158 15V16H157ZM199 15V16H198ZM58 16V15H57ZM59 16L56 18V19H59ZM62 16V17H61ZM100 16L101 15H99V17H98V19L100 18ZM153 17V19H154V21L152 20V17ZM195 16V17H194ZM65 17V16H64ZM102 17L104 18V16H103V14H102ZM115 17V16H114ZM155 17V18H154ZM201 19H200V18ZM1 18V17H0ZM111 18V19H110ZM169 18H173L172 20H175L176 22H177V24H178V27H174V31L173 32H171L172 33V35L174 36L172 39H170V40H168V41H166V40H164V39H160L159 40V42L156 40L157 39V36L159 37L160 35L162 36H164L166 33H167V30H166V28L168 27L167 26V19H169ZM187 19V21L188 22H186L185 20ZM217 18V17H216ZM262 18V20L264 21V17L262 16L261 17ZM110 19V20H109ZM240 19L241 20H243V21H246L245 19H247V18H244V17H240ZM60 20V19H59ZM80 20H77V21H80ZM102 20V21H101ZM156 20V21H155ZM76 21V20H75ZM84 21H86V22H84ZM128 21H129V23L131 24L132 23V25H133V22H131L130 21V19H128ZM59 22V21H58ZM58 22H56V23H58ZM112 22V23H111ZM148 22H149V24H150V22H153V23H151V25L153 26H149V24H148ZM174 22V21H173ZM62 23V22H61ZM78 24H79V22H77ZM77 23H70V25H77ZM128 23V25L130 26V24ZM155 23V24H154ZM175 23V22H174ZM174 23H173V25H174ZM63 24H65V25H67L66 23H63ZM63 24H62V26H63ZM100 24V23H99ZM101 24H103V22L101 23ZM122 24V23H121ZM176 24V23H175ZM176 24V25H177ZM4 25V23L3 22H0V27L1 26H3ZM15 25V24H14ZM57 25V24H56ZM61 25V24H60ZM69 25V24H68ZM67 25V26H68ZM113 25V24H112ZM120 25V24H119ZM131 25V26H132ZM169 25V24H168ZM136 26V25H135ZM17 27V24L15 25V26H12L11 27V30H13V31H10L11 33H16V32H18V28H16ZM120 27V26H119ZM122 27V26H121ZM150 27V28H149ZM204 27V28H203ZM250 27V31H255L254 30V27L253 26H249ZM12 28H14V29H12ZM16 28V29H15ZM20 28H21V26H20ZM117 28V29H116ZM170 28V27H169ZM173 28V27H172ZM113 29V28H112ZM137 30V31H136ZM168 30H170V29H168ZM173 30V29H172ZM171 30V31H172ZM20 31V30H19ZM176 31V32H175ZM224 31H225V33H227V35H225V37L222 39V40H220L219 42H215L214 41V39L212 38V37H210V35H211V33L210 32H207V31H200L199 33V35L197 34H195V36L197 37H200V39H204V38H206L207 39V46L208 47H210V46H213V45H216L217 47H227V46H229L231 43H234V42H236L235 40H234V38H233V36L231 35V33H230V29H228V28H224ZM121 32V33H120ZM138 32V33H137ZM193 33H195V32H193ZM192 33V34H193ZM229 33V34H228ZM191 34V35H192ZM114 35V36H113ZM123 35V36H122ZM126 35V36H125ZM129 35H131L130 37H129ZM120 36V37H119ZM193 36V35H192ZM125 37V38H124ZM140 37V38H139ZM194 37V36H193ZM195 37V38H196ZM82 37H80L79 38V40H78V38H77V42H78V44H79V41H81L80 43H82L83 41H86L87 39H84V38H82ZM108 38L110 39V40H108ZM114 38H117V39H114ZM122 38V39H121ZM175 38V39H174ZM121 39V40H120ZM49 40H51V41H55V40H52V39H49ZM48 40V41H49ZM67 40H69V39H67ZM103 40H101V41H103ZM134 40V41H133ZM135 40H137V41H135ZM140 40V41H139ZM156 40V41H155ZM70 41V40H69ZM109 41V42H108ZM139 41V42H138ZM144 41V42H143ZM149 43H147V42ZM166 41V42H165ZM252 41H253V39L252 38H250V39H248V41L246 42V45L248 46V45H250V44H252ZM50 42V41H49ZM119 42V43H118ZM132 42V44L130 45V43ZM141 42H142V44H141ZM169 42H172V44H168ZM137 43H139L138 45L140 46H138L141 50H137V47L135 46ZM154 43V44H153ZM263 43H264V40H263ZM144 44H147V45H144ZM142 45V46H141ZM149 45V46H148ZM151 45H152V48H153V46H154V48H153V54H152V50H150V48H151ZM130 46H132V47H130ZM145 46H146V48H145ZM254 46H255V44H254ZM108 46L106 45V47H104V46H101V50H99V49H97L96 50V48H95V50H94V52L95 51H97V52H95L96 54H97V57H101V56H103V55H98V54H102V50L105 52V50H106V48H107ZM128 47H129V49H128ZM103 48V49H102ZM136 48V49H135ZM56 49V48H55ZM76 49V48H75ZM75 49L73 50L74 52V54H72V53H70V55H66V56H63L64 57V59H67V58H71V56H73V58H74V55H75V57H79V55L83 52L81 49H83V48H81V46L79 45L78 46V49H76V51H75ZM105 49V50H104ZM108 49H109V47H108ZM126 49H128V50H130L129 52H128V50H126ZM54 50V49H53ZM78 50V51H77ZM84 50V49H83ZM148 51V52H145V51ZM80 51H81V53H80ZM85 51H88V49L86 48V50ZM101 51V52H100ZM111 51V50H110ZM224 51H225V53H226V60L228 61V64H229V67L230 68H232V67H237V69H238V75L240 76V74L242 73V74H244V77H242V78H244V79H242V80H240L239 81V86L241 87V88H246V87H249L248 86V84H249V80L251 79V77H252V75H253V73H250V72H247V71H244L243 70V68L241 67V66H239V64L241 63V58L242 57H239L238 59H235V58H230V55H231V53H232V50L231 49H228V48H226V49H224ZM79 52V53H78ZM94 52H93V55H94ZM104 52H103V54H104ZM106 52H108V50L106 51ZM114 52V51H113ZM124 52V53H123ZM141 52V53H140ZM78 55H77V54ZM87 53V52H86ZM115 53V52H114ZM139 53V54H138ZM144 53H146V54H148L146 57L148 58V59H145L146 57H145V54ZM176 53L178 54V55H176ZM144 54V55H143ZM83 55V54H82ZM132 57H131V56ZM152 55H154V56H152ZM81 56V55H80ZM117 56V57H116ZM144 56V57H143ZM152 57V60L154 59V61H151V57ZM166 56V57H165ZM26 57H29V56H26ZM116 59H115V58ZM135 57V58H134ZM154 57V58H153ZM157 59H156V58ZM166 59V58H168V60L166 59L165 61H164V58ZM150 59V60H149ZM130 63V64H131ZM250 63V67H251V69H253V64H252V62L250 61L249 62ZM148 64V65H147ZM61 66H64L63 67V69H66L67 70V68H68V70L70 69L68 66H67V64H63V65H58L57 67H55L54 68V70L55 71H57L56 69H60V67ZM67 68H66V67ZM119 67V66H118ZM117 67V68H118ZM124 67V66H123ZM131 68H132V65L130 66ZM130 67H129V69H130ZM62 68V67H61ZM89 71L91 72L90 74L91 75H94V74H96L97 73V71L95 70V68H94V65H93V63H90V65H89ZM116 68V69H117ZM126 68H127V71H128V66H126ZM257 70L259 69V68H256ZM122 70H123V68H122ZM125 70V69H124ZM131 70V69H130ZM180 70V71H179ZM260 70H262V71H264V67H261L260 68ZM119 71H121V70H119V69H117V70H113V69H105V72H103V75H104V77H111V81H112V83L111 84H115V82H116V80H115V77L117 76H119V78H120V75H117V74H120V72ZM126 71V70H125ZM126 71V72H127ZM122 72V71H121ZM124 72V71H123ZM129 72V71H128ZM157 72V73H156ZM158 72H160V73H158ZM180 72V73H179ZM39 73V72H38ZM142 73V72H141ZM41 74V75H40ZM49 74V73H46V72H40L39 74H36V76L38 75V77H39V79L37 80L36 79V77H35V79L37 80V81H35V80H32V82L31 81H21L20 83H18V85L16 86V88L17 89H15V92H14V96H13V100H12V102H13V104H15L14 106H16L17 104L19 105V106H24L25 105V108H28V110H29V107H30V110L28 111V112H30L31 111V113H30V115H28V123H30V124H33L31 127H32V129H38L39 127V119H40V121H41V119H44L47 115L46 114H48V112H49V110L51 109V106L53 105L52 104V102L53 103H55V101H57V99H59V97L61 98V97H64V96H66L67 97V95H68V93L66 92V91H68L67 90V83H68V81L66 80V74L67 73H61L60 71L58 72V74L57 73H51V75H55L53 78H51V77H49V75L47 76V75ZM143 75H144V73H142ZM141 74V75H142ZM145 74V75H146ZM43 75V76H42ZM44 75H46V79H45V76ZM68 75V74H67ZM102 75V76H103ZM143 75H142V77H143ZM145 75H144V78H143V80H145ZM41 76H42V78H41ZM66 76V77H65ZM115 76V77H114ZM162 77V78H161ZM164 77V78H163ZM211 77H213V76H211ZM119 78H116V79H118L119 80ZM140 78H141V76H140ZM208 78H210V77H208ZM215 78V77H214ZM42 79H43V81H42ZM139 79V78H138ZM213 79V78H212ZM248 79V80H247ZM44 80H46V81H44ZM147 80V79H146ZM166 80V81H165ZM211 80V79H210ZM215 80V79H214ZM34 81V82H33ZM39 81V82H38ZM48 81V82H47ZM120 81V80H119ZM156 81H158L156 84H154ZM45 83V84H44ZM49 83V84H48ZM54 83V84H53ZM113 84V85H114ZM170 84V85H169ZM43 86V87H42ZM47 86V87H46ZM152 87V86H151ZM99 88H100V90L102 91V89L104 90V88H102L101 89V86L99 87V86H97V84H94V90H97V91H95V92H98V90H99ZM153 88V87H152ZM161 88V89H160ZM208 88L209 87H207V88H205V91H208ZM251 90L250 91H253L254 89H255V87L253 86V87H249ZM248 88V89H249ZM163 89V90H162ZM213 89V88H212ZM64 90V92H62ZM162 90V91H161ZM100 91V93L99 94H101L102 92ZM56 92V93H55ZM62 92V93H61ZM66 92V94L67 95H65L64 93ZM129 93V92H128ZM149 93H151V92H149ZM157 93H159V92H157ZM139 94V93H138ZM137 94V95H138ZM190 94V93H189ZM263 94V91L262 92H258V93H252V94H247L248 95V99H255V98H258V97H260L261 95ZM62 95H64V96H62ZM141 95V94H140ZM146 95V94H145ZM160 95V94H159ZM187 95V94H186ZM228 96V94H226L225 92L224 93H222V94H220V95H217V96H215V98L213 99V102H215L216 101V105H220V104H223L224 105V103L228 106H230V99L227 97ZM66 97H64L65 99H63V100H65L66 101ZM129 97V96H128ZM127 97V98H128ZM218 97V98H217ZM119 98V99H118ZM122 98H123V100H122ZM126 98V99H127ZM141 98V99H142ZM143 98V99H144ZM110 99V100H109ZM133 99V98H132ZM131 99V100H132ZM140 99V100H141ZM151 99V100H150ZM227 99H229V101L227 100ZM60 100V99H59ZM61 100H62V98H61ZM60 100V102H62ZM120 100H121V102H120ZM128 100V99H127ZM139 100V101H140ZM185 100H186V102H185ZM192 100V99H191ZM190 100V101H191ZM226 100V101H225ZM184 101V102H183ZM148 103V105H146L147 103ZM217 102H218V104H217ZM219 102H224V103H220L219 104ZM227 102V103H226ZM128 103V104H127ZM130 103H133L132 105L130 104ZM229 103V104H228ZM249 104L250 103H260V102H248ZM62 104V103H61ZM63 104H65V103H63ZM106 104H107V102H106ZM190 104H192V105H197V103H190ZM261 104H263L264 105V103H261ZM17 105V106H18ZM66 105V104H65ZM64 105V107H66V106H68V105H66L65 106ZM94 105V104H93ZM146 105V106H145ZM223 105H221V106H223ZM27 106V107H26ZM91 106H92V104L89 102V104L88 103H86V107H89V108H91ZM123 106V107H122ZM126 106V107H125ZM137 106V105H136ZM160 106H164V109H163V111H159L160 113H163V114H159V116L157 117V115L155 116L157 119H155V117L154 118H151L152 117V115H151V113L154 111V113L156 114V111L158 112V107H160ZM225 106V105H224ZM226 107V106H225ZM120 108H122V110H124V111H122ZM162 108V107H161ZM160 108V109H161ZM230 108V107H229ZM228 108V109H229ZM32 109V110H31ZM66 110H68V109H70V108H68L67 109V107L65 108ZM64 109V111H66ZM141 109V108H140ZM222 109H223V107H222ZM225 110V109H224ZM223 110V112H225ZM230 110V109H229ZM123 113H122V112ZM133 111H135L134 109H133ZM141 111V110H140ZM151 113H150V112ZM221 111V110H220ZM67 112V111H66ZM68 112H69V110H68ZM136 112V111H135ZM144 112V111H143ZM141 113V114H143L144 115V113ZM229 112V111H228ZM227 113V112H226ZM122 114V115H121ZM139 115V116H142V115ZM158 114V113H157ZM55 115V114H54ZM109 115L111 116V118L109 117ZM136 115V116H137ZM160 115H161V117H160ZM39 117L40 116V118H38V121L36 120L37 118L36 117ZM56 116V115H55ZM126 116V117H125ZM130 116H132L133 118V120L130 118ZM138 116V117H139ZM162 116H163V118H162ZM175 116H177V118L178 119H180V120H178V121H176V124L179 122V121H181V123H179V124H181V125H179L178 124V129H177V126H176V124H173V125H175L176 126V129H177V131L178 132H176V129H175V127L172 125L171 126V124H172V122H170V118L171 119H173L174 120V118H175ZM179 116V117H178ZM36 119H35V118ZM109 117V118H108ZM124 117V118H123ZM144 117H142V119L144 118ZM147 117L149 118V119H147ZM140 118V117H139ZM166 118V119H165ZM208 118V117H207ZM215 118V117H214ZM214 118H212L213 120H214ZM35 119V120H34ZM130 119V120H129ZM141 119V118H140ZM160 119H162V120H160ZM204 119V120H203ZM93 120V122H91ZM144 120V119H143ZM148 120V121H147ZM169 120V121H168ZM172 120V121H173ZM211 120V119H210ZM112 121V123H115V124H117V125H115L116 126V131L118 132V133H120V135H121V133H122V135L124 134V130L126 131L125 132V138L124 137H122L121 138V136H119L120 137V139H119V137H117V138H115V137H113V138H110V136L109 135H106V136H104V137H98V136H100V132L101 131H103V128H105V127H107L108 126V124H110V122ZM125 121H127L128 123L129 122H131V124H129V125H126V123L127 122H125ZM142 120H140L139 121V123L141 122ZM147 121V122H146ZM175 121V120H174ZM173 121V122H174ZM109 122V123H108ZM149 122H150V124H152V126L150 125V126H148V127H146L148 124H149ZM98 123H99V125H98ZM122 123V125H120ZM123 123H124V126H123ZM127 123V124H128ZM146 123V126L144 125V124ZM148 123V124H147ZM160 123V124H161ZM171 123V124H170ZM175 123V122H174ZM197 123H199V124H197ZM37 124V125H36ZM44 124V123H43ZM134 124V123H133ZM141 124V123H140ZM36 125V126H35ZM106 125V126H105ZM119 125L120 126H123L122 127V129H124L123 131L121 130V128L119 127ZM135 125H138V123H135ZM118 126V127H117ZM154 126V127H153ZM160 126V127H161ZM180 126V127H179ZM56 123H54V124H52L51 126H49V127H45V128H43L44 129V131H42V133L44 134V137H50V136H52V134L53 133H55V132H57V130H56ZM131 127V126H130ZM132 127H133V125H132ZM138 127H139V125H138ZM143 127H146V130H143ZM119 128V129H118ZM125 128H127V127H125ZM134 128V127H133ZM135 128H137L136 126H135ZM196 128H194V129H196ZM200 128V129H201ZM132 129V128H131ZM141 129H139L140 131H141ZM136 130V129H135ZM138 130V129H137ZM198 130V129H197ZM197 130H195V132H197ZM128 131L129 132H131V133H128ZM132 131H133V129H132ZM154 131V130H153ZM199 131V130H198ZM202 131V130H201ZM33 132V131H32ZM144 132V133H145ZM160 132H161V134L162 135H164L163 137H165L166 139H167V141L166 140H163V137H162V135L160 134ZM163 132H165V134L163 133ZM76 133H78L79 134V137L77 138L76 136H74ZM134 133V132H133ZM177 133V134H176ZM126 134H128L129 136H127ZM135 134V133H134ZM135 134V135H136ZM147 134H149V136L147 135ZM196 134H198V132L196 133ZM93 135H95V136H93ZM146 135L149 137V139L151 140H149L147 137H146ZM158 135H161L160 137H158ZM166 135V136H165ZM192 135V134H191ZM25 136V135H24ZM97 136V137H96ZM107 136H109V137H107ZM0 137H3V136H1L0 135ZM129 137V138H128ZM143 137L144 138H147V141L146 140H144L143 139ZM161 137H162V139H161ZM109 138V139H108ZM124 138V139H123ZM127 138H128V140H130V141H128L127 140ZM164 138V139H165ZM76 139H78V141H80L79 143L78 142H76ZM104 139H106V140H104ZM117 141V142H120V143H117L115 140ZM168 139H169V141H168ZM1 140H2V138H1ZM4 140V139H3ZM2 140V141H3ZM103 140H104V142H103ZM109 140H110V142H109ZM113 140V141H112ZM122 140H126L125 142H130V143H127V145L126 144H124V145H126V146H124L123 144H122V148L124 149V153L121 151L122 149H121V141ZM134 140H136V142L134 141ZM141 140H142V142H141ZM157 140V141H156ZM160 140H163V141H165V142H161L160 143ZM177 140H179L180 141V143H179V141H177ZM140 141V142H139ZM146 141V142H145ZM155 141H156V144H155ZM159 141V142H158ZM177 143V145H181V147L179 146V149L180 148H183L184 150L182 151V149H180V152L182 151V155L179 153V158H177L178 160H176L175 159V162L174 163H176V161H177V163H176V165L174 164V168H173V170H172V168H171V170H172V172L175 170V169H178V168H180V170L179 171H181V173H179V172H177L176 171V173L179 175H177V176H175V179L173 180V178H172V180H171V178H170V180H171V182H167V181H170V180H167L166 179V177H167V174H165V176L164 177H162V178H164L163 179V182L161 181L162 179H161V176H163V175H160V174H164V172L161 170V168H163L164 169V171H166V169H168L167 170V172H170L169 171V168L166 166L167 164V161L170 159V158H172V157H170V154L172 155V150L170 149V148H172L173 146V144L175 143V142ZM113 142H115L116 144H114ZM134 143V145H133V143ZM143 142H145V143H147V144H145L144 143V145L143 144H141V143H143ZM149 142H151V143H149ZM174 142V143H173ZM1 143H3V142H1ZM1 143H0V146H1ZM109 143H110V145H109ZM138 143H140L141 145H143V146H146V148H145V151H146V149H147V147H148V149H147V151H149V149H150V152H142L143 153V155H141L142 153H141V151H143V149H144V147L143 146H141V145H139ZM154 143V144H153ZM168 143H169V145H168ZM175 143V144H176ZM4 144V143H3ZM119 144V145H118ZM135 144L139 147V148H142L143 147V149L141 150V149H139L138 147V149L139 150H141V151H138L136 148H135ZM152 144V145H151ZM89 145V146H88ZM106 145V146H107ZM115 145L116 146H119L118 147V149L119 150H117V147H115ZM133 146V148H132V146ZM148 145V146H147ZM150 145V146H149ZM162 145V146H161ZM3 146V145H2ZM13 148H12V147ZM128 146V147H127ZM153 146V148H152V150H154V151H156L157 149H159V151L157 150L155 153L154 152H152L151 153V148L150 147H152ZM154 146H155V148H156V150L154 149ZM158 146V147H157ZM170 146V147H169ZM10 147V148H9ZM127 147V148H126ZM160 147V148H159ZM164 147V148H163ZM188 147V148H187ZM203 148H204V144H203V146H202ZM1 148V147H0ZM5 148V149H6ZM126 148V149H125ZM129 148V150L128 151H126L127 149ZM195 148V147H194ZM9 149H11V150H9ZM13 149V150H12ZM100 149V150H99ZM137 150V152H139L138 153V155L140 154L141 155V157L140 156H138L137 155V153L135 152L136 150ZM167 149V150H166ZM179 149L178 150H175V151H178L179 152ZM1 150H2V148H1ZM107 150L109 151V152H107ZM111 150V151H110ZM133 151V152H131V151ZM135 150V151H134ZM13 151H14V153H13ZM175 151L173 152V154L175 153ZM185 151V152H184ZM1 152V151H0ZM3 152V151H2ZM1 152V153H2ZM110 152H112L111 154H110ZM127 152V153H126ZM129 152L131 153L130 155H129ZM159 152L161 153V154H163V155H161V154H159ZM164 152V153H163ZM171 152V153H170ZM8 153L10 154V156L8 155ZM16 153H17V157H16ZM149 153V154H148ZM151 153V154H150ZM3 154V153H2ZM2 154H0V155H2ZM14 154H15V156H14ZM54 154L56 155V152H54ZM146 154H148V155H146ZM152 154H154V157H156V158H158V156H159V158L161 157V156H163L161 159H163V161L162 160H160L159 158L158 159H154V158H152ZM158 154V155H157ZM8 155V156H7ZM161 155V156H160ZM18 156L20 157V158H18ZM144 156H145V158H144ZM178 156V155H177ZM8 157H10L9 159H7ZM138 157V158H137ZM139 157L141 158V159H139ZM22 158V160H20ZM24 158V159H23ZM31 158V157H30ZM115 158V157H114ZM137 159V161H135L136 159ZM143 158V159H142ZM34 159V158H33ZM164 159H166V163H163V162H165V160ZM103 160H105V161H103ZM107 160V161H106ZM159 160V161H158ZM119 161V162H118ZM140 161H141V163H140ZM158 161V162H157ZM171 160H169V162H170ZM27 162V161H26ZM26 162H25V164H26ZM103 162H105V163H103ZM134 162H136V163H134ZM168 162V163H169ZM180 164H179V163ZM111 163V162H110ZM109 163V164H110ZM120 163V164H119ZM139 163V164H138ZM162 163V164H161ZM109 164L107 165V166H109ZM136 164H137V166H136ZM177 164H178V166H177ZM187 164V165H186ZM7 165V166H6ZM27 165V164H26ZM28 165H29V163H28ZM111 165V164H110ZM160 165H161V167H160ZM171 165V164H170ZM3 166H5V168L7 167V168H9V170L8 169H6L5 170V168H3ZM89 166V167H88ZM131 166V167H130ZM134 166H135V168H137V169H135L134 170ZM139 166V167H138ZM163 166V167H162ZM169 166V165H168ZM181 166H183V169L181 168ZM23 167V168H24ZM39 167V166H38ZM93 167V168H92ZM133 167V168H132ZM165 167H167V168H165ZM175 167H177V168H175ZM186 169H185V168ZM201 167V166H200ZM35 170H34V169ZM41 168V167H40ZM105 168V169H104ZM109 168H110V166H109ZM159 168V169H158ZM250 167L248 166L247 168H245V169H247L248 171H258V170H261V167L260 166H255V167H253V168H250ZM28 169L29 170H31V169H33V172H29L30 174H27V171H28ZM38 169V168H37ZM130 169H132V170H130ZM156 169V170H155ZM158 169V170H157ZM186 170V171H188L187 172V176H185L186 175V173H185V175H184V173L182 174V172H186V171H182V170ZM27 170V171H26ZM39 170V169H38ZM37 170V171H38ZM56 170V169H55ZM130 170V172H128ZM135 172H134V171ZM137 170V171H136ZM162 171V172H160V171ZM6 171V172H5ZM35 171V172H34ZM40 171H41V169H40ZM62 171V172H61ZM60 171V173H61V175H62V173H64V175H65V172H63L64 171V169L63 170H61ZM109 170H106V172H108ZM131 171H132V173H133V175H130L129 176V174H131ZM158 171V172H157ZM22 172V173H21ZM122 172V173H121ZM127 172H128V174H127ZM6 173H8L7 175H6ZM34 173V177L36 176L35 175V173L36 174H38L36 177H35V179L34 178H32L31 176V174H33ZM124 173H126V179L127 180H125V182L123 183V180L125 179V174ZM154 173H156V174H154ZM157 173H158V175H157ZM160 173V174H159ZM166 173V172H165ZM171 173V172H170ZM122 174V175H121ZM169 174V173H168ZM60 175V176H61ZM84 175V176H85ZM89 175H90V173H89ZM129 177H128V176ZM156 175H157V177H156ZM23 176V177H22ZM26 176V177H25ZM30 176V177H29ZM133 176V178H131ZM147 176V177H146ZM170 176V175H169ZM181 176V177H180ZM25 177V178H24ZM28 177V178H27ZM66 177V176H65ZM124 177V178H123ZM158 177H160V179L158 178ZM179 179H178V178ZM40 178V177H39ZM72 178V177H71ZM74 178V177H73ZM72 178V179H73ZM122 178H123V180H122ZM176 178L178 179V180H176ZM26 179L28 180V181H26ZM35 180V182H34V180ZM38 179V178H37ZM41 179V178H40ZM40 179H38V180H40ZM66 179H67V177H66ZM155 179L158 181H161V182H159V183H157L156 181H155ZM25 180V181H24ZM33 180V181H32ZM74 180V179H73ZM122 180V181H121ZM131 180V181H130ZM254 180H255V178H254ZM254 180H247L246 178H245V176L244 175H242L241 176V178H240V181H241V185L243 186V187H245V188H251V186H253L252 187V189H254V186L256 185V184H258V181H254ZM36 181H37V183H36ZM45 181V180H44ZM128 181V182H127ZM154 181V182H153ZM121 182L124 184V185H122L121 184ZM131 182V183H130ZM156 182V183H155ZM6 183V184H5ZM117 183V184H116ZM119 183L121 184V185H119ZM3 184V185H2ZM36 184H37V186H36ZM43 184H45V185H43ZM130 184V186H128ZM43 185V186H42ZM87 185V184H86ZM132 185H134V187L136 188V190H135V188L132 186ZM36 186V187H35ZM44 186H45V188H44ZM46 186L48 187V188H46ZM59 185H57V187H58ZM82 186V187H81ZM131 187V188H128V187ZM137 186H140L141 187V189H140V191L142 190V192H145V195H144V193H140V191H139V189H138V187ZM153 186V187H152ZM170 186H172L171 188H170ZM1 188V189H4V188ZM50 187H53V188H50ZM54 187H55V189H54ZM76 187V188H75ZM120 187V188H119ZM121 187H122V189H121ZM145 187V188H144ZM151 188L152 190H150V188L149 189H146V188ZM175 187H177V188H175ZM12 188V189H11ZM77 188L78 189H81V191L80 190H77ZM173 188V190L174 191H171V189ZM15 189V190H14ZM91 189V190H90ZM134 191H133V190ZM144 189H145V191H144ZM177 189V190H176ZM57 190V191H56ZM127 190V191H126ZM132 190V191H131ZM146 190H148L149 192H147ZM170 190V192H171V194H173L172 196H171V194H169L170 192H168ZM16 191H17V193H18V195H17V193H16ZM89 191V192H88ZM124 191H126V193H123ZM136 191H138L137 193L139 194H143L144 196V198L143 197H141L140 198V196H142V195H140L139 194V196H135L134 194H136L137 195V193H136ZM181 191V192H180ZM90 192H92V194H90ZM128 192H129V194H128ZM13 193H14V195H13ZM62 193V194H61ZM89 194V196L88 197H86L88 194ZM133 194V196H131L132 194ZM170 195H168V194ZM186 193V192H185ZM191 193H192V191H191ZM105 194V195H104ZM126 194V195H125ZM127 194L129 195V196H127ZM148 196H147V195ZM8 195V196H9ZM67 195V196H66ZM71 195H73L72 197H70ZM77 195H79L78 197H77ZM161 195L163 196L162 198H160L161 197ZM179 195V196H178ZM181 195V196H180ZM19 198H17V197ZM28 198H27V197ZM64 196V197H63ZM92 196V197H91ZM122 196V197H121ZM123 196H124V198H123ZM147 196V197H146ZM159 196V197H158ZM20 197H22V198H20ZM23 197H24V201H23ZM58 197H59V199H58ZM130 197V198H129ZM132 197V198H131ZM134 197H136V198H134ZM137 197H138V200H137ZM155 197V198H154ZM156 197H158V198H160L159 199V202L160 203H158L157 202V200H158V198L156 199ZM16 198V199H15ZM66 198V199H65ZM69 198H70V200H69ZM72 198V199H71ZM100 198V199H99ZM102 198V199H101ZM139 198H140V201H139ZM143 198V199H142ZM26 199H27V201H26ZM61 199V200H60ZM64 199V200H63ZM142 199V200H141ZM155 199V200H154ZM18 200V201H17ZM22 200V201H21ZM57 200H59V201H57ZM21 201V202H20ZM56 201V204H54V202ZM136 201H138V202H140L139 204L136 202ZM23 202V203H22ZM27 202H29V204L27 203ZM58 202V203H57ZM134 202V203H133ZM136 202V203H135ZM111 203V204H110ZM130 205H129V204ZM131 203H133V204H131ZM153 203H154V205L156 206H154L153 205ZM189 203V204H188ZM200 203H208V204H210V205H206V206H203L202 204H200ZM64 205V208L62 207L63 205ZM109 204V205H108ZM121 204V205H120ZM124 204V205H123ZM134 204H135V206H134ZM157 204V205H156ZM187 204V205H186ZM195 204V205H194ZM198 204V205H197ZM112 205V206H111ZM127 205H128V207H127ZM139 205V207H137ZM59 206V207H58ZM75 206V207H74ZM125 206H126V208H125ZM140 206L142 207V208H140ZM62 207V208H61ZM76 208L75 210H74V208ZM104 207V208H103ZM120 207H121V209H120ZM131 208L130 210H132L133 208L134 209H136L135 211H137V212H135V211H133L134 213H132V212H130V210L128 209V208ZM22 208H24V209H22ZM60 208V209H59ZM71 208V209H70ZM107 208H109V210L107 209ZM111 208V209H110ZM67 209V210H66ZM107 209V210H106ZM114 210V211H111V210ZM138 209L140 210V211H138ZM25 210H27V212L25 211ZM66 210V211H65ZM74 210V211H73ZM122 211V213H121V211ZM22 212V213H20V214H18L19 212ZM106 211V212H105ZM110 211H111V214H110ZM117 211V212H116ZM17 214H15V213ZM64 212H66V213H64ZM76 212V211H75ZM103 212V213H102ZM109 212V213H108ZM112 212L114 213V214H112ZM138 212L139 213H141V214H138ZM77 213V212H76ZM121 215H120V214ZM123 213H124V215H123ZM24 214H25V216H26V218H25V216H24ZM64 214H66L65 215V217L68 215V217H66V219H64ZM108 214V215H107ZM116 214V216L114 217L113 215H115ZM135 214H136V216H135ZM76 215V214H75ZM103 216V217H101V216ZM120 215V216H119ZM137 215H139V217H137ZM199 215V216H198ZM1 216H3V211H2V198H1V196H0V217ZM102 218V220L101 219H99L100 217ZM107 216H108V218H107ZM110 216V217H109ZM111 216H112V219H111ZM118 216V217H117ZM117 217V218H116ZM223 217V218H224ZM8 218V217H7ZM70 219V221H69V219ZM115 218L118 220H115ZM146 218H148V219H146ZM219 218H222V217H219ZM96 219L99 221V223H102V221H103V223H105L106 224V226L103 224V226H105V228H103V226H102V224H96L95 223V221H96ZM104 219V220H103ZM109 219H111L112 220V223H111V220H109ZM195 219V218H194ZM27 222H26V221ZM67 220V221H66ZM106 220V221H105ZM115 222H114V221ZM143 220V219H142ZM91 221V223H89ZM110 221V222H109ZM177 222V223H174V222ZM25 222V223H24ZM107 222V223H106ZM108 222H109V224H108ZM117 222V223H116ZM121 222V221H120ZM148 224H147V223ZM173 222V223H172ZM70 223V224H69ZM116 223V224H115ZM127 223L131 226H129V228L127 229V227H128V225H127ZM147 224V226H146V224ZM171 223V224H170ZM91 224H93V225H97V227H98V225H99V227H98V229H100V230H102L101 232L103 233V232H105L106 234V236L107 237H102V234H99L100 233V231H98V233H97V231L95 232L94 231V233L92 234V232H91V234H85V232L88 230H86L85 228H88L89 226H92ZM113 226H111V225ZM120 224V225H119ZM85 225V226H84ZM89 225V226H88ZM109 225V226H108ZM116 225H118V227L119 228H117V226ZM167 225V226H166ZM185 225V224H184ZM1 226H3V228L1 227ZM145 227V228H144ZM149 227V228H148ZM209 227V231H207V232H211V233H215V234H217V233H221V232H219V231H216V229L218 228V226H215V224L213 223V224H211L210 226H208ZM227 228H229L228 230H222V233H225V232H227L228 234H230V224H228L227 226H226ZM82 228V229H81ZM90 228V227H89ZM158 228V229H157ZM168 228V229H167ZM170 228H173V230L171 229L170 230ZM240 228L241 227H234L233 229H235V231H233V233L234 234H240V233H242V228H241V230H240ZM18 230V232H16V230ZM71 229V230H70ZM115 229H117L116 231H119V232H116L115 230L113 231V230ZM119 229V230H118ZM177 229H178V231H177ZM8 230V231H7ZM14 230V231H13ZM21 230V231H20ZM142 230V231H143ZM163 230V231H162ZM77 231V232H78ZM123 230H121V232H122ZM127 231V232H128ZM18 233L17 235H16V233ZM78 232V233H79ZM109 232V233H108ZM114 232V233H113ZM125 232L124 231V233H125V236L127 235L128 236V234L130 233V232ZM132 232V231H131ZM153 232V231H152ZM156 232V231H155ZM87 233V232H86ZM90 233V232H89ZM107 233H108V235H107ZM113 234V236H111V234ZM124 233L122 234L123 236H124ZM167 233V234H166ZM184 233V232H183ZM28 234H30V235H28ZM132 234V233H131ZM130 234V235H131ZM18 235H20L21 237H19ZM23 235H24V237H23ZM27 235V236H26ZM71 235V236H70ZM84 235H86V236H84ZM129 235V236H130ZM163 235H162V237H163ZM172 235H175V234H172ZM85 238H84V237ZM116 237H117V235H115ZM124 236V237H125ZM177 236V235H176ZM26 237V238H25ZM29 237V238H28ZM67 237H68V239H67ZM109 237H114L113 239L112 238H109ZM60 238H61V240H60ZM63 238V239H62ZM102 238L103 239H105V243H103L104 242V240H102ZM125 238H127V237H125ZM23 239H24V241H23ZM27 239H29L30 240V242H29V240H27ZM66 239V240H65ZM71 241H70V240ZM72 239H73V237H72ZM118 239V238H117ZM165 239V238H164ZM25 240H26V242H25ZM63 240H65V242L68 244V242H70V244H68V246L67 247H62L61 248V246L62 245H64V246H66L67 244L63 241ZM107 240V241H106ZM112 240V241H111ZM119 240V239H118ZM167 240V239H166ZM22 241V242H21ZM29 243H28V242ZM109 241H111V242H109ZM116 241V240H115ZM24 242V243H23ZM62 243V245H61V243ZM63 242H64V244H63ZM107 242V243H106ZM117 243V242H116ZM29 244V245H28ZM105 244V245H104ZM109 244V245H108ZM174 244V243H173ZM213 244H215V242L213 243ZM217 244V243H216ZM2 245V246H1ZM10 245V246H9ZM25 245H28V247H26ZM61 245V246H60ZM74 245V244H73ZM72 245V248L73 247H75V246H73ZM111 245V246H110ZM172 245V244H171ZM58 246H60V248L58 247ZM218 246V245H217ZM58 247V248H57ZM214 247H215V245H214ZM2 248V249H1ZM57 248V249H56ZM218 248H219V246H218ZM217 247H216V249H218ZM56 249V250H55ZM87 249V250H86ZM62 250H61V253H62ZM129 250H130V248H129ZM25 251V252H24ZM27 251V252H26ZM59 251H57V253H58ZM113 252V253H112ZM118 252H120V251H118ZM27 253V254H26ZM53 253V254H52ZM128 253H130V252H128ZM25 254V255H24ZM59 254V253H58ZM62 254H64V253H62ZM27 255V256H26ZM112 257V259H110V256ZM117 255H118V253H117ZM120 255V254H119ZM24 256H26V257H24ZM63 256V255H62ZM129 256V255H128ZM65 257L67 258V256L65 255ZM124 257H126V258H128V260L126 259V261H123V258ZM102 258V257H101ZM68 259H71V258H69V256H68ZM171 260H172V258H170ZM169 259V261H168V263L167 264H169V262L171 261ZM72 260V259H71ZM71 260H67V261H69L68 262V264H70V261ZM104 260V261H103ZM106 260V261H105ZM109 260H110V262H109ZM113 260V261H112ZM125 260V259H124ZM66 261V262H67ZM74 261H75V263H77L78 264V260H75L74 259ZM112 261V262H111ZM63 262V263H62ZM84 262V261H83ZM83 262L81 263H79V264H83ZM86 262V261H85ZM73 262H71V264H72ZM75 263H73V264H75ZM95 263V262H94ZM95 263V264H96ZM165 263V264H166ZM172 262H170V264H171ZM85 264V263H84ZM86 264H89V263H86ZM90 264H93V262H91ZM172 264H175V262H173Z\"/></svg>","mask_w":264,"mask_h":264},{"label":"flooded vegetation","instance_id":"af4514ba","mask_svg":"<svg viewBox=\"0 0 264 264\" xmlns=\"http://www.w3.org/2000/svg\"><path fill=\"white\" fill-rule=\"evenodd\" d=\"M258 2H259V4L256 8L245 6L246 10H242L238 6H236V7H238L237 9H230V7H235V6H230L229 10H230L232 18L230 20L226 19L229 22L226 23V21H224V19L222 17V18H220L219 21H217L215 23L218 25V28L221 29L224 33H225L224 28L230 29V33L236 42L231 43L230 46H227V47H217L216 45L208 47L207 46V39L204 38L205 43H206V47H208V49L215 47V49H217L219 52H224V59L227 63H228V61L226 60V53L224 51V49H226V48L232 50L230 58L232 57V58L238 59L239 57H242L241 58L242 60H241V63L239 64V66H241L244 71L253 73L251 79L249 80L248 86L249 87L254 86L255 89L253 91H250L251 89L249 87L241 88L239 86V81L244 79V78H242V77H244V74L241 73L239 76L237 67L230 68L229 64H228V71L230 73V75H229L230 80H232L233 75L236 74V80L238 83L237 89L241 92L242 91L245 92L246 94L258 93V92L264 91V86H262V80H261V77L264 76V71L260 70L261 67H264V43H263V40H264V21L261 18L262 16L264 17V3H263V5H260V0H258ZM223 9H225V7H223ZM255 9H257L259 11V23H256L255 21H253V17H251V14H252L251 12ZM215 10H217V9H214V11ZM220 10L222 11V9H220ZM237 11H241V13L246 15V18H247L246 21L240 22V21L236 20L235 13ZM249 26H253L255 31H253V32L250 31ZM234 27L237 28V30H238V33L236 35H234V32L232 30ZM210 37H212V35H210ZM250 38L253 39L252 44L247 46L246 42ZM214 41L219 42L220 40L214 39ZM254 44H255V46H254ZM183 50H184V53L186 54V48L184 46H183ZM189 50H191V49H189ZM185 54H184V57H185ZM250 61L252 62L253 66H254L253 69H251V67H250V63H249ZM256 68H259V69L257 70ZM207 87H209L208 88L209 92H211L212 90L215 89L213 86H206V87L204 86V90H203L204 93L207 92V91H205V88H207ZM200 93H202V92L200 91ZM211 102L213 103V99L208 102L207 106L210 107ZM250 105L264 106L261 103H250ZM251 168H253V167H251ZM261 171L264 172V166L261 167ZM260 185H263V184L258 182V184H256L254 186V189ZM252 187L253 186H251V188H249V189H252Z\"/></svg>","mask_w":264,"mask_h":264}]
</instances>
